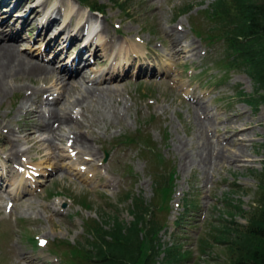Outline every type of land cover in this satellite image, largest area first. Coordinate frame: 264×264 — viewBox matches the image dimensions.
I'll return each instance as SVG.
<instances>
[{"label":"rangeland","instance_id":"374dc122","mask_svg":"<svg viewBox=\"0 0 264 264\" xmlns=\"http://www.w3.org/2000/svg\"><path fill=\"white\" fill-rule=\"evenodd\" d=\"M37 1H23L20 9L5 6L7 0H0V13L7 20L10 18L12 24L16 13L29 12L30 5ZM124 1L127 9L116 0L115 3L86 1L97 2L100 7L102 4L103 15L89 12L85 3L79 4L81 18L95 17L99 28L94 45L89 46V51L98 46L99 52L88 63L92 79L109 80L113 75L121 78L109 82L116 89L106 101L107 108H99L101 105L91 99L84 108L76 106L72 110L74 118L82 124V131L91 136L88 142L93 153L74 145L68 137L55 140L52 146L43 141L36 145L21 140L25 132H20L19 127L23 125L24 114L18 113V108L23 105L24 93L12 90L0 101V174L5 180V190L0 188V264H66L62 259L67 243L79 247L90 238L84 229L86 221L106 219L112 213L131 220L127 192L142 195L148 202L161 195L155 201H162L166 190L155 191L153 154L144 150L141 142L146 136L156 143L154 152L166 162L165 170L175 168L169 211L164 208L159 214L161 221L166 217V227L159 237L164 247L178 242L181 248L190 251L184 264H231L226 244L216 243L201 253V240L213 237V229L222 215L220 211L227 209L228 203L241 205L247 211H254L259 205L258 175L264 172V104L252 106L244 100L254 89L253 81L243 70L226 69L223 41L214 39L210 43L195 31V27L208 30L203 32L212 30L205 10L214 0H120L119 3ZM70 5L64 3L59 18L50 22L47 29L40 24L46 5L40 7L39 14L30 15L32 26L19 32L23 42L20 48L40 55V59L31 57L41 63L49 64L56 52L59 59L73 62L85 41L86 28L79 46L73 42L64 47L62 32L58 31L56 38V31H50L52 27L57 30L56 25L63 26L62 17L72 11ZM190 6H193L190 11H183ZM67 24L68 30L77 26L76 20ZM3 27L0 24V33ZM174 40L180 42L178 48L183 47L185 52L175 53ZM84 52L89 56L88 51ZM59 59L52 63L56 69L62 66ZM71 65L70 68L75 67ZM25 81L32 89L47 90L49 100L60 96L61 90L52 80ZM239 91L245 95L239 96ZM33 98L46 101V97ZM62 101L60 98L55 107L64 109ZM28 104L26 107L32 108L33 102ZM111 110L120 113V120ZM10 127L14 134L10 133ZM238 127L244 129L235 133ZM2 133L13 138L18 146L16 151H20L18 157H7L5 149L8 151L12 146L3 140ZM33 135L32 139L38 141L48 137L44 132ZM212 142L226 158L221 156L210 165L205 160V151L200 153L203 160L198 153L200 143L205 147ZM189 155L197 156V165L193 166L200 168L183 167ZM186 199L196 203L189 212L185 210ZM181 216V222L175 224ZM236 220L247 223L240 215ZM69 250L72 256L75 248ZM162 259L163 253L157 264Z\"/></svg>","mask_w":264,"mask_h":264},{"label":"trees","instance_id":"16d2710c","mask_svg":"<svg viewBox=\"0 0 264 264\" xmlns=\"http://www.w3.org/2000/svg\"><path fill=\"white\" fill-rule=\"evenodd\" d=\"M119 1L116 0L117 4L127 9L126 1ZM88 4L95 10L99 9L96 7L99 6L97 2L96 6ZM191 8L193 6L183 11H190ZM104 9L101 4L100 10ZM205 15L212 30L203 32L208 30L195 27L197 35L210 43L214 39L223 41L226 69L243 70L253 81L254 89L247 93L249 97L244 100L252 106L264 104V0H214L205 10ZM238 95L245 93L239 91ZM142 141L144 150L153 154L155 191L166 190L163 192L165 197L156 202L155 199L161 196L158 195L148 202L142 195L127 192L126 199L131 200L128 206L131 220L126 221L117 213H112L107 214L106 219L86 221L85 231L90 238L87 237L79 247L78 244L67 243L68 247L63 249L66 264H157L162 253L161 264L185 263L183 260L190 251L181 248L178 242L164 247L159 237L166 227V217L161 221L159 214L164 208L165 212L169 211L168 201L174 188L175 168L166 171V162L154 152L156 143H151L148 136L143 137ZM258 181V194H261L257 199L259 205L254 211H247L241 205L228 203L227 209L220 211L222 215L213 229V237L201 240V253H206L216 243L226 244L230 249L231 264H264V172L258 175ZM185 202L186 212L196 206L193 200L186 199ZM237 215L246 218L247 223H239ZM181 218L175 224H179ZM74 248L75 252L70 256L69 249ZM53 250L56 251V248L53 247Z\"/></svg>","mask_w":264,"mask_h":264},{"label":"bare ground","instance_id":"6f19581e","mask_svg":"<svg viewBox=\"0 0 264 264\" xmlns=\"http://www.w3.org/2000/svg\"><path fill=\"white\" fill-rule=\"evenodd\" d=\"M11 1L7 0V2L4 3V5L6 6L8 4L9 6L13 8H20L23 1H26V0H11ZM41 1L38 0L36 3L33 2V4L30 5L29 12L26 11V13L24 14L19 13L20 17L15 18V22L12 24L10 23V18L7 20L3 16V14L1 15L2 24L6 27L2 30L3 32L0 33V101L4 100V98L7 97L8 94H10V91L12 90L14 92L17 90H21L24 93L23 105H20L18 108V113L24 114V118L23 120H21V122H23V125L19 127L20 132H25L21 140L31 141L33 144H36V145L39 144L41 141H43L44 144L47 143V145L52 146V142H54L55 140H58V139L60 140L63 137H66V138L68 137L73 140L74 145L80 146L84 150H88L89 152L93 153L92 145L90 144V142H88V138H90L91 136L90 135L88 136V134L82 131L83 129L82 124L77 120V118H74L72 114V110L75 109L76 106L84 108L85 105L91 99H94L93 101H96V103L101 105L99 106V108L100 107L107 108V106L109 105L106 104V101L107 99H109V97L113 96L114 89H116V86H112V84H110L109 82H117L121 78L119 75L117 76L113 75L110 77L109 80H106L104 78L100 80L99 79L97 80L96 78L92 79L91 74L93 73V71H91L90 67H88V63L92 57H95V58L98 57L99 52H97L98 46L95 45L91 51H89L90 50L89 46L94 45L93 41H95L97 38L96 36L98 35L99 28L97 27V19L95 17H90L89 19L81 18L80 16L81 11L79 10H82V7L80 6L82 4L80 3L87 4V8L89 9V12L91 13L95 12V13H99L103 15V12L100 10V6L98 7L95 4V6L99 8L95 10L93 9V6H90L88 2L86 1L81 2L80 0H78L80 2L79 3L80 5L74 0H54V1L53 0H41ZM50 1H52L53 3ZM47 3L50 4L51 6L46 5ZM64 3H68L69 5L71 4L72 6L70 5V8L72 11L65 16L61 14V16H63L62 17V20L64 22L63 26L59 24V25H56V27L58 28L57 30H55L56 28L53 30V27L50 29V31H56L55 37L56 38L58 37L57 32L60 31V34L62 32V35H64V37H62L64 42L61 41V43H64L65 45L64 47L71 45L73 42H74V45L79 46V44L83 42L82 32H84V28H86V33L84 32V36H86L85 41H84L85 43L83 42V44L78 49L76 58L72 62V64L75 66L73 68H70V66H72L70 62L66 63L65 60L59 59L60 56L58 52H56V54L53 55L52 61L48 64V63H41L40 61L34 60L32 58V57H36L40 59V55L33 54V53L30 54L27 51H24L20 48V45H22L21 43L23 42L21 39L22 36L19 32H20L21 27L22 29L23 28L28 29L29 27L32 26V20H30L31 19L30 15L34 17L36 14H39L40 7H43L44 5H46L47 8H43L44 16L40 24H43L44 28L47 29L57 17L59 18L60 16L59 13L62 12V7H64L63 6ZM30 12L32 13L30 14ZM75 20L77 22V26H75L73 30H68L67 21H70L71 23V21H75ZM17 22H20L19 24L20 27L17 26ZM106 31L107 30H105V32ZM170 36H171V32L169 31L168 37ZM59 40L60 39H58L57 41ZM173 42H174L173 44L174 49H177L175 50L176 54H181L182 52H185V49L183 47L178 48L180 45L179 41L174 40ZM84 50L89 52L88 54L89 56H87ZM56 59L57 60L59 59V62L62 63V66L59 69L54 68V66L52 65L53 61ZM125 76L126 74H124L123 77ZM26 79L52 80V82H54L55 85L61 90L59 91L60 96L56 100L55 99L49 100L48 99L49 95H48L47 90L32 89V85L26 82L25 81ZM101 83H104V84H101ZM33 96L35 98L39 96L41 99L46 97V101L38 102L34 100ZM60 98H63L62 104L65 105V108L62 110L55 107L56 103L60 101ZM31 101L33 102L32 108L31 107L27 108L26 105ZM68 104L69 106L67 107ZM111 111H113L114 116L118 120H120V117H121L120 113H117L114 110H111ZM105 115H108V114L106 113ZM17 116H19V114ZM206 122H209V120ZM55 124H57V127H55ZM244 127L242 128L238 127L239 129H237L235 133H237L239 130H243ZM10 128H11L10 133L14 134L15 133L14 129L12 127ZM1 132L8 133L6 130H2ZM37 132L47 133L48 137H45L43 139L40 138L39 141L36 138L32 139V137L34 136L33 134H36ZM4 139L6 140V143H9V145L12 146V148L9 149L8 151H6L5 149V152L7 153V157L9 159H13L12 157H18L17 155H19L20 151L19 150L16 151L17 149L16 147L18 146L14 143L13 138H10V136H4L3 134V140ZM141 142L143 143V141ZM200 144H202V146L200 148L198 155L203 160L204 158L202 157V155H200V153L202 151H205L206 153L205 160H207L208 163H210V165L213 162L215 163V161H217L218 159H222L221 156L224 157V152L221 151L222 149L221 150L218 149L217 151L215 146H213V142L207 143L205 147L203 146V143H200ZM196 158L189 155L188 161L183 163V167H185L186 169H190L191 166L197 165ZM199 166H193V167L200 168ZM0 176H1L0 188L1 190H5V185H4L5 180L2 179L4 177L1 174ZM0 198H1V194H0Z\"/></svg>","mask_w":264,"mask_h":264},{"label":"water","instance_id":"95a60500","mask_svg":"<svg viewBox=\"0 0 264 264\" xmlns=\"http://www.w3.org/2000/svg\"><path fill=\"white\" fill-rule=\"evenodd\" d=\"M108 155V154H107Z\"/></svg>","mask_w":264,"mask_h":264}]
</instances>
